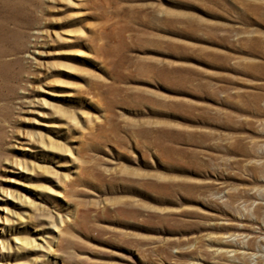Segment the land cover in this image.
Masks as SVG:
<instances>
[{"label": "rangeland", "instance_id": "374dc122", "mask_svg": "<svg viewBox=\"0 0 264 264\" xmlns=\"http://www.w3.org/2000/svg\"><path fill=\"white\" fill-rule=\"evenodd\" d=\"M0 264H264V0H0Z\"/></svg>", "mask_w": 264, "mask_h": 264}, {"label": "snow or ice", "instance_id": "6c2138e0", "mask_svg": "<svg viewBox=\"0 0 264 264\" xmlns=\"http://www.w3.org/2000/svg\"><path fill=\"white\" fill-rule=\"evenodd\" d=\"M51 191V189H49Z\"/></svg>", "mask_w": 264, "mask_h": 264}]
</instances>
